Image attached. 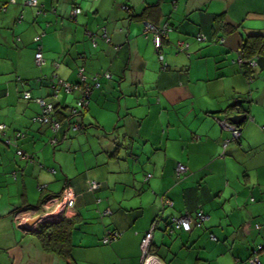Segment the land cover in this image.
Masks as SVG:
<instances>
[{
    "label": "crops",
    "instance_id": "1",
    "mask_svg": "<svg viewBox=\"0 0 264 264\" xmlns=\"http://www.w3.org/2000/svg\"><path fill=\"white\" fill-rule=\"evenodd\" d=\"M26 1L0 0V39L10 40L0 49V264H139V240L157 213L149 251L158 264H249L256 244L264 264V59L253 71L255 95L231 62L243 36L264 32V0H36L37 11ZM151 5L155 13L146 18L143 9ZM215 18L234 30L215 28ZM142 21L171 29L160 41L162 68ZM196 33L222 41L196 42ZM178 40L187 43V53L174 51ZM35 46L40 66L33 62ZM24 56L26 67L20 64ZM78 71L98 78L89 99L99 98V112H90L88 99L87 117H94L89 120L99 134H111L108 148L101 144L81 161L70 126L62 124L55 144H47L48 124L32 119L36 103L19 95L28 83L31 97L71 107L65 94H54L44 80L34 85V79L52 75L67 85ZM246 92L251 101L236 125L239 139L228 140L230 132L215 119L240 114L235 98L242 100ZM233 103L236 108H229ZM84 116L67 121L84 125ZM113 147L127 156L113 159L107 155ZM16 149L32 154L33 161L18 158ZM176 163L185 167L178 178ZM87 181L98 188L87 190ZM146 186L154 191L143 206ZM64 187L74 202L63 217L75 222L69 255L61 257L43 250L34 233H24L14 213H39L47 197ZM159 195L172 208L158 211ZM130 196L137 201L128 202ZM196 206L207 216L200 226L168 233L169 215ZM102 211L110 214L99 216ZM107 229L118 237L101 245Z\"/></svg>",
    "mask_w": 264,
    "mask_h": 264
},
{
    "label": "trees",
    "instance_id": "2",
    "mask_svg": "<svg viewBox=\"0 0 264 264\" xmlns=\"http://www.w3.org/2000/svg\"><path fill=\"white\" fill-rule=\"evenodd\" d=\"M2 8L3 7H1V5H0V9H2ZM32 8H34L35 11H37V9L35 7H32ZM143 10H145L146 18L152 17V15L155 13V6H153V5L146 6ZM138 16H140V15H138ZM145 22L151 24L148 21H142V24L145 23ZM213 22H214L215 28L219 27L220 30H222L223 32H225L224 30H227V32H231L235 28V27H232V26L229 27V26H226V24L220 23L217 18H215ZM151 25L153 26V24H151ZM163 25H165V24H162L159 27H155V26H153V27L156 30L160 31L163 28ZM167 28L169 29L168 31H166V29L164 27L163 35H161V37H160L159 45H158L156 50H154L153 44L151 42V33L148 32V31L144 32V33L148 34V36H149V40H150V43H151V46H152L153 53H154L155 58L157 59V61L159 62L160 65L162 64V62H161L162 56H161V52H160V41H161V38H163L171 30L169 27H167ZM100 38L104 42L107 41V38H106L104 32L101 33V37ZM193 38H194V40L196 42H200V43H205V42L207 43L208 42V43H211V44L212 43L213 44H220L221 41H222L221 37H217V38L213 37L212 39L207 40V38L205 36H203L201 33L194 34ZM37 39H38V37H37ZM37 39H35V40L33 39L32 42L33 43L36 42ZM176 42L177 41H175L172 44V46L174 48V51L175 52H181V53L182 52L183 53H187L186 52L187 51V43H185L184 41L183 42L179 41V42H182V44H185V47H183L184 49L179 51L176 48ZM35 49H36V46H35ZM233 52H234V56H233L231 62L237 66V68L239 69V71L243 75L245 81L248 84L251 83L254 80V78H255V76L253 74V71L260 67L259 66L260 59H264V32L262 34H253V35L243 36V38L240 41V44L234 49ZM158 54L160 55V59H158ZM162 67L163 66L161 65V68ZM108 75L109 74H107V73H103L102 74V76H104V78L108 77ZM84 77H85V75H84ZM93 77L94 76H92V78L91 77H88V78L85 77L81 81L80 77L78 75L76 81L68 84L69 91H65L67 94H70L73 91H76L77 92V96L74 98V100L76 102L77 97H78L79 87H80V89H82L86 85L89 92H88L86 105L84 107H76L75 105L71 106V107H67V106L57 107V105L54 106L52 103L47 102L46 100H43L42 98L31 97V95L29 93V88H28V85H27L28 83L25 84L27 89H28V91H26L28 93V96H27V98H23L21 96L22 94H19L20 98L25 99V100H32L34 103H36V105L38 107V112L32 117V119L40 120V121H36V122H39V123L45 122V123L48 124L49 130H51V136L47 137V139H46L47 144H49L51 146L55 144V142H56L55 132L58 131L59 127L62 124H66V125L70 126V128L72 127L73 130H77V129H80V128L83 127V125L81 123L67 121V118L70 117V116H80L83 113V111H85L87 109V103H88V99H89V95L91 93V90L92 89H97L99 87L98 78H96V77L93 78ZM54 79L55 78L52 75L50 77H45L44 76V78L43 77H41L39 79L37 78V79H34V85H39V83L44 80L46 82V87H48L49 90L51 89V87H52V89L55 90L54 94L57 91H61V92L63 91V94H64L65 92L63 90V86L57 85V83H55ZM21 82L24 83L25 81H21ZM95 83H97L96 86H95ZM21 85L22 84L20 83V86ZM77 86H78V90L76 89ZM47 94L49 96L52 95V93H50V92L47 93ZM37 99H40L43 102V105H45V104L50 105V110L48 112L47 111L43 112V106L39 105L37 103V101H36ZM235 99H236L235 100L236 103L241 104V105H237L238 111L240 110L241 113H242V111H243V113L244 112L246 113L247 112V106L249 105V103L251 101L250 95L246 92V94L242 96V98H241L242 100H237V98H235ZM230 107H232V108L235 107L236 108V105L233 103L231 106H229V108ZM239 107H241L242 109L239 108ZM72 109H74L75 111H72ZM244 115L246 117V114H244ZM43 116H45V117H43ZM41 117L42 118H46V120L43 121L41 119ZM37 118H39V119H37ZM224 118L225 117H223V119ZM219 119H221V118H219ZM53 123L56 124L55 127H53ZM233 126L236 129H238V131H239L238 126H236V125H233ZM238 134H239V132H238ZM238 139H239V137L237 136L236 138H232V139L229 138L228 140L237 142ZM16 150L14 152L15 154H16ZM125 152H123L122 150L118 152V148L113 147V149L110 152H108L107 155H109L110 157H112L115 160H123L124 159L123 156H127V154H128V153L123 154ZM119 153L120 154L122 153L123 156L121 155L119 157ZM26 155L29 157V159L20 158L19 156H17V157L22 159V160H25V162H28V163L32 162L33 161V155L32 154H26ZM178 164H180V163H178ZM180 165H182V164H180ZM184 171H185V169H184ZM184 171L176 173L175 172V165H174L175 177H177V178L180 177L181 175H183ZM145 179H146V177H144L143 180H145ZM91 182H93V181H87L86 182L87 190H89V191H93V190L98 188V183H95V182H93V183L96 184V187L89 188V185L91 184ZM64 188H66V187H64ZM51 197H54V196H51ZM51 197L49 196V197H47V199L51 198ZM44 199H46V198H43V200ZM43 200L41 199L38 202V204L42 203ZM165 200L169 202V205L164 203ZM156 201H157L158 211H161L163 209L172 208V202H171V200L169 198H166V197H163L162 195H159V196H157ZM25 208H31V207L27 206ZM18 210H20V209H18ZM197 212H199L202 215H204L205 218L203 220H201V221H198V218L196 216ZM109 214H110L109 211H102L101 213H99V216H105V215L108 216ZM182 215L189 216V218L191 219V225L190 226H197V227L200 226L207 218L206 214H204L203 211L198 206H196L194 209H192V211L180 210L176 214L169 215L167 217L166 225H167L168 233H170L174 229L183 230L181 227H175L174 223L170 221V219H172L174 217L175 218L176 217H180ZM159 220H160V214L157 213L155 215V217L149 223V226H150L151 223H153L154 224L153 229H154L155 226H156L157 221H159ZM196 221H197V223H195ZM74 222H75V217H61V218H59L58 220H55V221H46V222L40 223V224H38L36 226V229H34V231L33 230H31L30 232L29 231H25L24 233H34L37 236L39 245H40V247L43 250L48 251V252H53V253L61 256V257H64V256H68L69 255L68 248H69L70 231L72 229V226H73ZM255 225H257V227ZM253 227L255 229H257L258 228V224L254 223ZM184 231H186V230H184ZM117 237H118V231L117 230H115V229H107V230H104L101 233L98 241H99V243L101 245H108L109 243L115 241V239ZM261 248H262V246L260 244L254 245L252 247V249H251V255H252V250H254L255 253L253 255L257 258L256 253Z\"/></svg>",
    "mask_w": 264,
    "mask_h": 264
},
{
    "label": "built area",
    "instance_id": "3",
    "mask_svg": "<svg viewBox=\"0 0 264 264\" xmlns=\"http://www.w3.org/2000/svg\"><path fill=\"white\" fill-rule=\"evenodd\" d=\"M26 4L31 7H35L37 10L40 8L36 0H27ZM77 11L78 9L74 8L73 10H71V15H73ZM164 27L166 31L169 30L165 25H163V28L160 31L156 30L149 23L145 22L142 25L143 32L148 31L151 33V42L153 44L154 50H156L159 45V40H160L161 35H163ZM33 39L35 40L37 39V37H34ZM183 47H185V44H182V42H179V41L176 42V48L179 51L184 49ZM158 59H160L159 54H158ZM33 62L36 66H39L42 62L41 53L39 51L38 46H36L35 52L33 54ZM78 75L81 81L85 78L84 75L80 73V71H78ZM57 83L63 86L64 91H69L68 84L65 85L64 83H61L60 81H57ZM96 84L97 83H95V86ZM76 89L78 90V86L76 87ZM88 92L89 91L86 85L82 89H80L79 87L78 97L75 102L76 107H84L86 105ZM21 96L23 98H27L28 93L24 91L22 92ZM36 101L39 105L43 106V112H46V111L48 112L50 110V105L48 104L43 105V102L40 99H37ZM72 111H75V110L72 109ZM41 119L43 121L46 120V118H42V117ZM215 121L217 122V124H219L220 127H222L223 129H227L230 132L231 139L236 138L238 136V129H236L232 124L228 123L224 119H215ZM55 125L56 124L53 123V127H55ZM16 154L20 158L29 159V157L25 153H23L22 151L18 149L16 150ZM184 169H185L184 166L178 163L175 164L176 173L182 172L184 171ZM94 187H96V184L91 182V184L89 185V188H94ZM73 199L74 197L71 191L68 188H62L56 196L46 199L41 204L40 211L36 215H30L27 209H21V210L15 211L14 213L15 224L19 227H22V229L25 231H31V230L34 231V229H36V226L40 223H43L46 221H55L63 217L65 211L72 206L73 201H74ZM164 203L169 205V202L166 200L164 201ZM196 216L198 218V221H201L205 218V216L199 212L196 213ZM170 221L174 223L175 227H181L183 230H188L191 225V219L187 215H182L176 218L174 217L170 219ZM195 223H197V221ZM153 226L154 224L151 223L148 229L143 233L142 237L139 240V251H140L139 264H158L157 261H155V259L152 257L149 251L150 249L149 241L151 238ZM255 226L257 227V225ZM254 253H255L254 250H252V255H250L248 258L249 264H259L258 259L253 255Z\"/></svg>",
    "mask_w": 264,
    "mask_h": 264
},
{
    "label": "rangeland",
    "instance_id": "4",
    "mask_svg": "<svg viewBox=\"0 0 264 264\" xmlns=\"http://www.w3.org/2000/svg\"><path fill=\"white\" fill-rule=\"evenodd\" d=\"M5 37H7L6 39L8 41L9 40L8 36L6 35ZM7 41L2 43V40L0 39V45H1L0 49L2 48L4 50L6 48V46L8 45ZM20 64L22 66H25V67L27 66L25 56L23 58H21ZM28 64H29V62H28ZM29 66H30V64H29ZM34 67H33L34 70H36L38 68V67L37 68L36 67L34 68ZM255 82H256V80L249 83L252 86L250 89L253 90V91L251 90L253 95H255V93H256V90L254 89V83ZM263 87H264V85H263ZM61 93H63V91ZM64 94L66 95V97L68 99V103H69L68 106H70V105L74 106L75 105L74 98L77 96V94L76 93L75 94H73V93L67 94L66 92ZM91 102L94 105H92ZM89 105L94 106L93 109L90 110V112L96 115L99 112V110L96 108L97 106H99V98L97 101L89 99ZM86 113H87L86 110L83 111V113H82V115H85L84 116L85 120L83 122L84 125L82 128L77 129V130H73V131L71 130V128H69V130L72 132V137H73L72 147L75 148L74 155L76 156V159L78 161H81L82 157H85L84 159L86 160L87 158H89V156H93L91 154V152H94L93 150H98V147L101 144L102 145L105 144V146L108 148L107 140H108V137L111 136V134H105V135L99 134V127L95 126L93 123H91V120H89V118L92 119L94 117H87L88 113L87 114ZM96 122H98V124H99V118L96 119ZM75 135L78 136L77 139L75 138ZM83 146H85V148H83ZM54 148L56 149L57 146H55ZM50 149L51 148H49V150ZM94 157H95V159L97 158V156H94ZM152 188H153L152 186H146V189L144 191H147V192H143L142 195L140 196V200L142 201L143 206H146L148 204V200L150 201V197L152 195L151 193L154 191V189H152ZM130 192H131V188L128 187V193H130ZM130 201H137V198L136 197L131 198V196H130V200L128 202H130ZM156 203H157V201H156ZM34 215H36V214H34Z\"/></svg>",
    "mask_w": 264,
    "mask_h": 264
},
{
    "label": "water",
    "instance_id": "5",
    "mask_svg": "<svg viewBox=\"0 0 264 264\" xmlns=\"http://www.w3.org/2000/svg\"><path fill=\"white\" fill-rule=\"evenodd\" d=\"M245 117V115L243 113H235V114H231L225 117V120L232 124V125H237L243 118ZM22 228V227H20Z\"/></svg>",
    "mask_w": 264,
    "mask_h": 264
}]
</instances>
